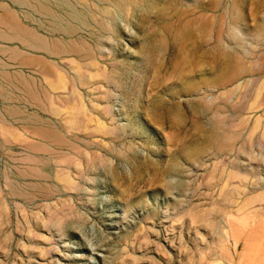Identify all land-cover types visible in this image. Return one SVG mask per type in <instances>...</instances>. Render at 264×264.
<instances>
[{
	"label": "rangeland",
	"instance_id": "obj_1",
	"mask_svg": "<svg viewBox=\"0 0 264 264\" xmlns=\"http://www.w3.org/2000/svg\"><path fill=\"white\" fill-rule=\"evenodd\" d=\"M38 2L86 50L0 38V264H264V0Z\"/></svg>",
	"mask_w": 264,
	"mask_h": 264
},
{
	"label": "bare ground",
	"instance_id": "obj_2",
	"mask_svg": "<svg viewBox=\"0 0 264 264\" xmlns=\"http://www.w3.org/2000/svg\"><path fill=\"white\" fill-rule=\"evenodd\" d=\"M16 1L21 5L29 4V5L35 6V8H37V10L41 11L44 14L49 15L54 21H56L57 26H59V25L62 26L61 17L55 13H52V10L45 3L38 2V0H16ZM55 1L58 4H61V3L65 4L66 3L65 0H55ZM106 1L111 6L119 8V6L122 4L123 0H106ZM112 10H114V9L113 8L109 9L108 7H104L100 10V12L103 14L109 15V14H111ZM70 12L71 13L69 14V18L72 20V22L76 23L78 21V19H77L75 11L70 9ZM13 17H14V15H13ZM14 22L15 21H13V23ZM1 23H2V21H0V24ZM3 26H5V24H3ZM5 27L7 28L5 31L0 30V38L1 39L6 40V41H13V40L18 41L23 46L30 48V49H33V50H41V51H44V52L49 53V54H55V53L59 52L60 50H65L69 53L70 52L79 53L82 51L85 52V50H86L84 47H80L76 43H73V42H69L68 44H65V45H63L59 42L47 43L43 39L36 36L34 34V32H32L29 28L22 26L21 24H18V22L16 25H10L7 23V25ZM64 30L66 33H70L71 31H74L75 30V24H68ZM254 37L260 39V38H264V35L254 34ZM10 52H12V54L16 53V51H14V50H11ZM16 55H18V53H16ZM83 55H85V54H83ZM20 58H21V56H20ZM77 58H79V57H77ZM19 61L20 62L25 61V58H23V59L21 58V60H19ZM28 62H33V63H38L40 65H44V62L39 60L38 58H31ZM248 70L249 69H248L247 65L241 63L237 66L236 73L237 74L238 73H244V72H247ZM8 112L12 113L13 111L9 110ZM36 130L41 136L46 137L50 140H57L59 138L58 134H56V132L52 129L44 128V127H38Z\"/></svg>",
	"mask_w": 264,
	"mask_h": 264
}]
</instances>
